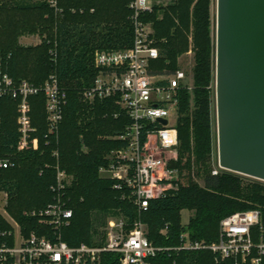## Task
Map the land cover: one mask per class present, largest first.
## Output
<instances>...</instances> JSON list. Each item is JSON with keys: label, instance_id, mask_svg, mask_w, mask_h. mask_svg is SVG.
I'll return each instance as SVG.
<instances>
[{"label": "trees", "instance_id": "obj_1", "mask_svg": "<svg viewBox=\"0 0 264 264\" xmlns=\"http://www.w3.org/2000/svg\"><path fill=\"white\" fill-rule=\"evenodd\" d=\"M129 0H58V10L39 0H0V72L14 81L26 79L42 84L55 74L66 93L57 135L47 133L42 94L31 96L30 119L36 129V150L16 151V102L0 98V147L12 157L13 166L0 171V188L7 193V213L27 236L30 231L48 234L51 229L38 218L23 214L45 207L53 200L50 185L55 182V165L64 170L68 182L63 201L72 217L61 230L69 246L94 245L103 234L108 217L124 220L129 231L136 220L146 229L154 245L170 247L147 258L148 264H234L233 258L216 260L210 250H174L180 234L191 240L213 243L218 240L219 222L238 212L257 209L260 225L251 229L254 243L264 239V181L251 179L225 169L212 174L213 132L211 102L215 80V40L211 30V0H172L142 15L151 23L160 59L157 69H177V58L189 47L192 34V90H183L176 129L178 152L184 176L175 190L151 199L146 210L138 212L125 189L98 173L106 154L123 142L116 136L129 119L115 99L87 101L82 92L96 75L93 55L97 50H118L131 46L132 26ZM37 35L35 44H22L20 38ZM51 51L53 53H51ZM165 61H167L165 63ZM84 149V150H83ZM58 152V159L52 155ZM202 179L200 185L195 181ZM192 215L181 224V211ZM11 224L0 215V246L13 243ZM6 233L5 235H2ZM173 248V249H172ZM98 264H119V254L104 252ZM241 264H249V258Z\"/></svg>", "mask_w": 264, "mask_h": 264}, {"label": "built area", "instance_id": "obj_2", "mask_svg": "<svg viewBox=\"0 0 264 264\" xmlns=\"http://www.w3.org/2000/svg\"><path fill=\"white\" fill-rule=\"evenodd\" d=\"M39 1L55 9V12L58 10V0ZM171 1L129 0L131 46L95 51L93 65L97 75L92 85L82 92L83 99L87 101L115 99L130 121L116 136L123 144L106 154L105 163L99 166L98 173L114 181L115 188L125 189L138 212L146 210L151 199L175 190L184 176L179 160L176 121L180 94L183 90H192V77L181 67L175 70L157 69L155 63L160 59V53L152 37L153 29L150 22L141 18L151 13L158 4ZM37 94L44 97L47 124L44 142L47 144L48 135L58 133L66 103V93L59 88L55 74H50L42 84L36 85L26 79L16 82L7 73L0 72V98L16 102V151L36 150L39 146L28 102L31 96ZM160 120L166 123L162 124ZM52 155L58 159L57 151L54 150ZM11 158L0 147V171L13 166ZM217 165L212 174L222 169ZM55 171V182L49 187L53 200L43 208L25 212V215L37 217L41 225L51 229L50 235L33 230L23 236L17 229L19 237L16 239V228L11 225L13 231L7 234L12 235L13 243H2L0 246V264H98L104 252L118 253L119 264H148L147 258L171 249L149 241L145 225L140 220H136L133 227L126 231L124 220L111 217L101 228L103 234L97 239L98 243L69 246L61 239V230L72 217V210L62 199L69 175L58 164ZM256 225H260L257 209L238 211L220 220L216 242L208 244L191 240L188 232L183 231L180 234L181 244L174 250L207 249L216 254V260L233 258L234 264H241L249 258V264H264V239L260 237V241L254 243L251 236V229Z\"/></svg>", "mask_w": 264, "mask_h": 264}, {"label": "water", "instance_id": "obj_3", "mask_svg": "<svg viewBox=\"0 0 264 264\" xmlns=\"http://www.w3.org/2000/svg\"><path fill=\"white\" fill-rule=\"evenodd\" d=\"M215 1L217 161L264 181V0Z\"/></svg>", "mask_w": 264, "mask_h": 264}, {"label": "rangeland", "instance_id": "obj_4", "mask_svg": "<svg viewBox=\"0 0 264 264\" xmlns=\"http://www.w3.org/2000/svg\"><path fill=\"white\" fill-rule=\"evenodd\" d=\"M171 2L158 4V6H165L167 4H170ZM210 11H211V19H212L211 30H212V33L214 34V40H215V25H216V1L215 0H211ZM22 37H26V39L20 38V42L22 44H35V42L37 43L38 39H39V37L37 35H25ZM188 40H189L188 50L177 58V66L184 69L187 74H190V68L193 66V61L191 58L193 57V54H194L193 48H192V34L191 33L188 36ZM214 61H215V57H214ZM214 82H215V80H214ZM211 121H212V132H213V149H212V156H211V166H212V169H217L218 168V165H217L218 161H217L215 85H213V95H212V102H211ZM243 176H245V175H243ZM194 178L198 184H200V185L203 184L202 179L199 176L196 175ZM250 178L251 177L245 176L246 180H250ZM251 179H255V178H251ZM6 204H7V193L0 188V215H2L14 228H16L15 229V238L17 239V237H19L18 230H20V227H19V224L17 223V221L7 213L6 208H5ZM25 212H26V210L23 211V214H25ZM180 215H181V224L186 225L188 220H189V217L192 215V212L184 209L181 211ZM108 218H110V217H108ZM111 218H114L116 220L122 219V218H118V217H114V216ZM99 228H100L99 229L100 232H102V229H101L102 226H100Z\"/></svg>", "mask_w": 264, "mask_h": 264}, {"label": "crops", "instance_id": "obj_5", "mask_svg": "<svg viewBox=\"0 0 264 264\" xmlns=\"http://www.w3.org/2000/svg\"><path fill=\"white\" fill-rule=\"evenodd\" d=\"M22 39H26V37H21ZM36 43V42H35Z\"/></svg>", "mask_w": 264, "mask_h": 264}]
</instances>
